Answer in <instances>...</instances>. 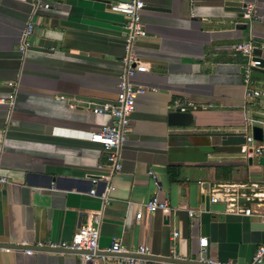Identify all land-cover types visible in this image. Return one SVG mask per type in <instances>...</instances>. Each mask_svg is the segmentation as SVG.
Returning a JSON list of instances; mask_svg holds the SVG:
<instances>
[{
  "label": "crops",
  "instance_id": "obj_1",
  "mask_svg": "<svg viewBox=\"0 0 264 264\" xmlns=\"http://www.w3.org/2000/svg\"><path fill=\"white\" fill-rule=\"evenodd\" d=\"M116 1L44 0L48 8L32 13L28 0H0V99L12 96L0 104V178L6 180L0 246L67 242L88 213L101 210L97 252L116 241L128 249L146 246L151 257L167 258L173 250L197 263L198 240L205 238L206 259L246 264L264 244V222L226 213L221 200L208 198L218 187L221 197L238 195L253 209L260 202L264 214V156L260 166L258 159H241L238 147L220 146L221 134L242 133L243 118L253 115L243 102V60L233 48L251 42L264 59V0H243L253 6L250 21L226 11L223 0L145 2L146 35L133 50L147 70L132 82L147 90L134 100L120 170L110 181L112 202L101 208L88 190L91 178L107 173L102 147L61 130L92 131L112 121L87 107L115 98L124 18L107 5ZM28 20L30 46L19 53ZM251 80L264 89V69H253ZM173 100L195 107L187 112L190 126L167 124ZM151 196L166 202L168 214L141 211L136 220L139 204ZM0 264L86 263L70 253L0 250Z\"/></svg>",
  "mask_w": 264,
  "mask_h": 264
},
{
  "label": "built area",
  "instance_id": "obj_2",
  "mask_svg": "<svg viewBox=\"0 0 264 264\" xmlns=\"http://www.w3.org/2000/svg\"><path fill=\"white\" fill-rule=\"evenodd\" d=\"M150 0H121L107 5L110 12L118 13L123 16L124 22L122 24L123 37V56L120 58L121 72L118 75L116 83V94L112 101H105L99 104H89L87 110L93 115H107L111 118V123L106 126H101L99 129L92 131L80 130H61L65 136L85 140L88 142L99 144L105 153V168L106 174L99 175L90 179V189L88 195L96 198L101 208L107 206L112 199L109 196L110 181L112 177L120 170V161L118 156L119 148L126 139L128 118L134 110V100L136 97L142 95L147 89L132 82V78L139 73L146 72V67L143 62L137 58L134 52V45L137 40L144 38L146 33L140 20V12L145 6V2ZM32 13L38 9L48 8V4L44 0H30ZM245 12L242 14L243 20L250 21L255 19L253 6L246 4L244 7ZM31 13V14H32ZM34 23L28 20L20 32L17 50L19 53L25 52L29 46V39L32 35ZM264 44L259 46L263 49ZM258 49L251 42L239 43L234 46L233 51L239 55L243 60L242 66V85H243V102L244 106L251 110L253 115L243 118L244 130L242 132L244 143L238 146V153L241 159L251 160L259 159L264 156V147L258 145L264 142V107H261L258 102H264V89L258 88L251 80V72L253 69L258 68V56L254 54ZM59 100H68L65 97H57ZM12 96L6 99H0V104L10 103ZM195 107L190 103L181 104L179 100L171 102V111L179 113H187L188 109ZM252 127L260 128L262 131V141L257 142L252 139ZM56 131H59L56 129ZM104 166L99 165L98 168ZM152 179L154 175L151 171L146 173ZM6 180L0 178V185H4ZM102 184V189L97 191V186ZM212 195L208 198L210 203H215L221 200L224 204V211L232 215H242L247 218H257L264 222V214H261L257 209L260 207V202L252 206L245 205L242 198L238 195L227 194L226 197L220 196L223 191L220 188H214L211 191ZM139 210L135 214V219L138 220L141 216V211L147 214H152L157 211L162 214H168L169 209L165 201H158L154 196L149 197L144 203L139 204ZM188 216L192 215L191 211L187 212ZM101 220V210L93 211L87 214L85 222L78 227V229L71 235L70 240L67 242H50L36 243L33 247H28L22 241L19 244L12 246H0V250L4 252L21 251L25 255L33 253H70L76 254L81 261L87 262L94 257L98 251V227ZM177 232L172 233V239L176 238ZM27 246V247H26ZM206 248L205 238L198 240V253L199 264H234L230 261L225 263H216L204 257ZM110 253H116L124 256L120 258V264H137L146 260L139 256H148V248L146 246H137L134 249H128L118 242H111L109 248L106 250ZM102 258V257H97ZM166 259L174 260L175 262H161L163 264H187L186 261L176 258L173 250L170 251V256ZM264 259V244L257 246L250 261L246 264H263Z\"/></svg>",
  "mask_w": 264,
  "mask_h": 264
},
{
  "label": "water",
  "instance_id": "obj_3",
  "mask_svg": "<svg viewBox=\"0 0 264 264\" xmlns=\"http://www.w3.org/2000/svg\"><path fill=\"white\" fill-rule=\"evenodd\" d=\"M245 5L246 4L243 2V0H223V6L225 10L236 13L240 17L245 12L244 10ZM254 54H256L259 57L260 52L255 51ZM258 61H259L258 68L264 69V59L258 58ZM166 121H167V124L170 126H183V127L190 126L193 123L192 115L190 113H179V112L168 113L166 117ZM251 134H252L253 140L257 142L262 141V131L260 128L252 127ZM243 143H244V139H243L242 133L221 134L220 136V146L238 147L240 145H243ZM248 161L250 163V160ZM258 164L260 166H263L262 158L258 159ZM206 204H207V199H206ZM94 256L103 258L97 264H120L119 263L120 258L124 257L116 253H110V252H96ZM139 257L144 260L155 261V262H175L174 260H170L166 258H158V257H151V256H139ZM85 263L92 264L91 260ZM184 263L199 264V263L187 262V261Z\"/></svg>",
  "mask_w": 264,
  "mask_h": 264
},
{
  "label": "trees",
  "instance_id": "obj_4",
  "mask_svg": "<svg viewBox=\"0 0 264 264\" xmlns=\"http://www.w3.org/2000/svg\"><path fill=\"white\" fill-rule=\"evenodd\" d=\"M168 177H169L170 181H173V178L171 176L168 175Z\"/></svg>",
  "mask_w": 264,
  "mask_h": 264
}]
</instances>
